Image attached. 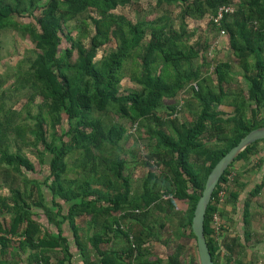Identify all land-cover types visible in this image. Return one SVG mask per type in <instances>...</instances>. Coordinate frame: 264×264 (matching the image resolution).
<instances>
[{"label": "trees", "instance_id": "16d2710c", "mask_svg": "<svg viewBox=\"0 0 264 264\" xmlns=\"http://www.w3.org/2000/svg\"><path fill=\"white\" fill-rule=\"evenodd\" d=\"M139 1L0 0V28L27 34L34 45L19 82L31 89L30 100L41 97L30 125L15 124L16 112L0 124V187L8 189L7 195L0 194V264H15L5 253L8 248L28 251L26 264H73L60 225L67 221L77 236L75 216L81 214L94 222L105 217L91 238L100 256L92 264H199L181 254L195 239L191 219L207 175L241 137L264 125V117H258L264 109V0H154V9L135 20L114 11L129 6L141 13ZM173 5L180 7L176 27L169 14ZM223 5H232L233 11L213 23L210 16ZM205 16L213 31L226 36L231 56L230 61L215 62L212 72L208 66L213 59L208 61L206 53L210 43L203 39L191 44L193 30L187 22ZM70 21L80 24L76 36ZM110 41L115 47L95 60L97 50ZM233 65L246 79L245 89L234 88ZM126 70L136 88L120 92ZM193 82L197 90L189 86ZM181 92L183 105L172 118ZM225 102L232 112L220 108ZM110 111L129 125L106 120ZM9 130L32 148L39 165L20 147L8 148ZM136 133L147 174L134 190L121 146ZM261 140L248 145L233 163L255 154ZM46 153L48 173L40 183L30 174L42 169ZM233 163L220 177L203 222L214 264H232L231 247L240 244L225 221L218 234L212 223L214 212L220 220L225 215L214 199ZM41 184L51 193L52 206L44 203ZM231 189L225 201L236 198ZM32 205L43 209L56 234L34 218ZM114 230L126 246L99 250L98 244L108 242ZM148 239L166 247L164 258L149 250Z\"/></svg>", "mask_w": 264, "mask_h": 264}, {"label": "rangeland", "instance_id": "374dc122", "mask_svg": "<svg viewBox=\"0 0 264 264\" xmlns=\"http://www.w3.org/2000/svg\"><path fill=\"white\" fill-rule=\"evenodd\" d=\"M140 7L143 12L136 14L131 7L124 6L118 7L114 11L116 13H126L132 20H135L136 17H142L145 12L153 10L154 0H140ZM180 7L178 5H173L169 8V14L173 19V24L176 27L178 24L177 13ZM19 20L23 22H28L30 19L26 17H21ZM209 19L205 16L201 20H194L192 18H187L188 25L191 30H193V35L190 39V43L193 44L195 41H202L203 39L208 40L210 45L207 49V60H210L212 57L213 61L209 63L208 72H212L213 65L217 61L231 60L230 50L226 43V36L219 32H215L211 29V26L208 23ZM68 25L73 28V35H78L80 32V24L76 21L68 22ZM86 43L87 38L83 39ZM115 44L113 41L108 42L103 45L101 48L97 50V54L95 60H98L106 54L108 51L113 49ZM33 42L27 34H21L20 32L12 29V28H0V124L3 126L4 118L10 116L11 112H16L15 116H12V119L15 124L18 125H30L33 123V119L30 116H34L39 111V106L41 103V97L35 95L31 100V89L29 86H22L19 82L22 73L27 69L29 65V60L33 57ZM129 65L128 62L125 63L126 69ZM196 65V62H193V66ZM125 75L121 79L119 85V91L123 92L126 90L136 88V84L129 79L128 71H125ZM233 75L235 78V86L234 88L245 89L247 87L246 79L241 75V71L237 65H233ZM176 98L175 102L177 101ZM231 97L228 98V103L231 102ZM224 103L220 108L226 112H232L233 107ZM42 110H45L44 107H41ZM162 112L165 111L164 108L161 109ZM258 117H264V109L259 110ZM108 121L113 122H121L125 126L129 125V121L125 118L119 117V115L115 114L114 111H110L108 115L105 117ZM67 121L63 119V126H66ZM28 137H31L29 133H27ZM7 144L10 150H16L17 147L21 148L22 153H24L35 165H39L37 163V157L32 150L31 147L24 146L21 144L20 140L16 137V133L14 131L9 130L7 133ZM122 152L124 157L127 160L125 166V173L130 175L132 180V189L136 190L137 186H139L144 177L147 174V167L141 162L140 159V147L141 141L137 139L136 135H129L122 142ZM258 155L264 154V139H262L257 145V153ZM50 154H45L46 163L42 166V169L37 168V172L31 173V177L36 178L40 183L45 179L48 169H47V161L49 159ZM245 160L235 161L232 165L231 171L236 172L238 169L242 170L246 167ZM159 171L160 167H156ZM157 171V172H158ZM43 190V195L45 194V198L48 203H51V193L48 189L41 184ZM231 186V185H230ZM229 186V187H230ZM228 187V189H229ZM0 194L7 195L8 189L6 187H0ZM177 205L181 208H184L185 205L181 204L177 201ZM230 213V211L228 212ZM229 216V214H228ZM2 217V216H1ZM7 219V216H5ZM44 220V219H43ZM165 235V232H163ZM153 245L150 247L152 253L156 255H166V247L157 243L153 240ZM182 259H193L194 261H198V254L194 240L189 241L181 254Z\"/></svg>", "mask_w": 264, "mask_h": 264}, {"label": "crops", "instance_id": "0c3cea01", "mask_svg": "<svg viewBox=\"0 0 264 264\" xmlns=\"http://www.w3.org/2000/svg\"><path fill=\"white\" fill-rule=\"evenodd\" d=\"M256 153L249 155L246 159H240V161L245 160L247 165L242 170L238 169L235 172L231 190L237 196L222 204L225 215L221 221H225V224L229 225L230 236H235L240 243L238 247H231L234 249V254L230 255L232 264H264V154ZM237 161L239 162V160ZM257 186L260 188L251 193ZM138 188L140 186H137ZM43 190L41 186V191L43 192ZM43 197L44 203L52 206V203H48L46 200L45 194ZM62 205L64 208L67 207V203ZM31 211L34 218L42 223L46 231L57 233L56 226L48 223L41 207L32 205ZM229 211L230 213H228ZM104 218L98 217L94 222L90 216L85 214L75 216L77 236L67 221L60 225L61 233L66 237L72 253L73 264H92L98 261L99 252L91 246V238L94 233L98 232ZM5 220H8V216ZM108 238V242L98 244L99 250L122 249L126 246L125 239L115 230L109 232ZM146 242L150 250L154 241L148 239ZM223 252H225L224 256L228 255L227 251L223 250ZM5 253L8 259L13 260L15 264L27 263L28 251L20 253L18 250L8 248ZM50 254L53 258L56 256V253L51 252ZM159 257L164 258L163 255H159Z\"/></svg>", "mask_w": 264, "mask_h": 264}, {"label": "water", "instance_id": "95a60500", "mask_svg": "<svg viewBox=\"0 0 264 264\" xmlns=\"http://www.w3.org/2000/svg\"><path fill=\"white\" fill-rule=\"evenodd\" d=\"M264 139V125L251 129L241 139L231 147L212 167L207 175L202 192L195 204L191 219V229L195 236V245L198 254L199 264H214L209 252L204 232L203 222L207 205L212 197V193L224 173L233 163L237 155L251 143Z\"/></svg>", "mask_w": 264, "mask_h": 264}, {"label": "built area", "instance_id": "2783aa9c", "mask_svg": "<svg viewBox=\"0 0 264 264\" xmlns=\"http://www.w3.org/2000/svg\"><path fill=\"white\" fill-rule=\"evenodd\" d=\"M232 11H233L232 5L220 6L217 9L216 13L210 16V19H212L213 23L218 24L226 13H231ZM189 86L193 87L194 90L198 89L196 82L189 84ZM182 95H183L182 92L178 95V99H177L178 102L176 103V106H175V112L171 115L172 118L178 115L180 108L183 105L184 100H183ZM136 126H137L136 123H134L130 128V132H134L136 129ZM234 178H235V172L233 171H230L228 174L225 175V180L218 187L217 193L215 195L214 200L216 201L217 205H222L224 201L226 200L227 195H228V187L233 183ZM220 222L221 220H220L218 213L214 212L212 216V223H213L214 231L217 234L219 233V230H220V225H221ZM7 237L11 239H15V240L17 239V237H12L11 235H7Z\"/></svg>", "mask_w": 264, "mask_h": 264}]
</instances>
